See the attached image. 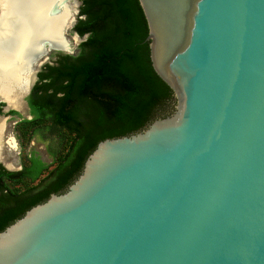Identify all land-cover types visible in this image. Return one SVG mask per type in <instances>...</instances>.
<instances>
[{"label":"water","instance_id":"water-1","mask_svg":"<svg viewBox=\"0 0 264 264\" xmlns=\"http://www.w3.org/2000/svg\"><path fill=\"white\" fill-rule=\"evenodd\" d=\"M138 2L172 114L99 142L0 232V264H264V0ZM43 49L38 69L71 53Z\"/></svg>","mask_w":264,"mask_h":264},{"label":"trees","instance_id":"trees-1","mask_svg":"<svg viewBox=\"0 0 264 264\" xmlns=\"http://www.w3.org/2000/svg\"><path fill=\"white\" fill-rule=\"evenodd\" d=\"M72 33L87 38L74 55L53 53L40 68L27 97L31 119L17 124L24 136L61 140L64 150L50 170L34 152L19 171L0 165V232L62 193L99 142L135 134L171 112L172 91L151 67L138 0H80Z\"/></svg>","mask_w":264,"mask_h":264},{"label":"bare ground","instance_id":"bare-ground-1","mask_svg":"<svg viewBox=\"0 0 264 264\" xmlns=\"http://www.w3.org/2000/svg\"><path fill=\"white\" fill-rule=\"evenodd\" d=\"M73 8L69 0H0V98L10 107H18L16 97L34 82L43 60L36 58L45 44L70 50L65 36L75 20ZM3 133L4 118L0 117V149ZM4 142L15 146L11 138Z\"/></svg>","mask_w":264,"mask_h":264},{"label":"rangeland","instance_id":"rangeland-1","mask_svg":"<svg viewBox=\"0 0 264 264\" xmlns=\"http://www.w3.org/2000/svg\"><path fill=\"white\" fill-rule=\"evenodd\" d=\"M70 4L75 10L74 18L77 16V10L80 5V0H69ZM66 39L69 42V48L71 50V55H74L77 49V46L79 45V42H74L72 29L67 33L65 36ZM53 52L47 53L48 61H51ZM39 67V66H38ZM38 67L36 70H38ZM18 111H21L20 104L18 105ZM173 112V105L171 108V112L169 115H171ZM167 115V116H169ZM28 115L26 113L23 114V117H27ZM166 117V116H165ZM18 121L17 118H4V133L2 137V144L0 149V160L1 163L8 167L12 171H18L21 166L26 162V157L29 155L30 152H34L37 154L40 159L49 165V170L53 167V161L55 158L63 152V143H61V140L56 139L55 137H50L45 135L47 140L40 138H34V137H27L22 135L17 130L16 122ZM16 125V126H15ZM11 138L15 142V146L13 148H10L5 144V140Z\"/></svg>","mask_w":264,"mask_h":264},{"label":"flooded vegetation","instance_id":"flooded-vegetation-1","mask_svg":"<svg viewBox=\"0 0 264 264\" xmlns=\"http://www.w3.org/2000/svg\"><path fill=\"white\" fill-rule=\"evenodd\" d=\"M53 53H62V52H53ZM62 54L71 55V54H68V53H62ZM48 63H49V61L46 62V63H44L43 65L48 64ZM43 65H42V66H43ZM42 66H41V67H42ZM41 67H40V68H41ZM40 68L38 69V72L40 71ZM38 72H37V74H38ZM36 76H37V75H36ZM37 80H38V77H37ZM37 80H36V82H37ZM35 84H36V83H35ZM33 87H34V86H33ZM31 90H32V89H31ZM31 90H30V92H31ZM30 92L24 96L23 101H22V103H21V105H20L22 112L17 110L19 107H17V108H16V107H13V108L16 109V110H10L9 112L3 114V113H2V109H3V107H4V104H2L3 106H2V108H1L0 115H1V116H4L5 119L8 118V117H10V118H17L18 121L16 122V125H17L19 122H21L22 120H30V119H31V115H30V113H29V108H28V104H27V97L29 96ZM17 104H18V103H17ZM170 104H171V106H172V105H173V101H172ZM18 105H19V104H18ZM18 105H17V106H18ZM11 111H12V112H15V114H14V115L10 114ZM24 113H26V114L28 115L26 118L23 117V114H24ZM16 125H15V126H16ZM0 165H2V167H3L5 170H7L1 162H0ZM20 169H21V168H20ZM20 169H19V170H20ZM19 170H18V171H19ZM7 171H9V170H7ZM10 172H15V171L10 170Z\"/></svg>","mask_w":264,"mask_h":264}]
</instances>
